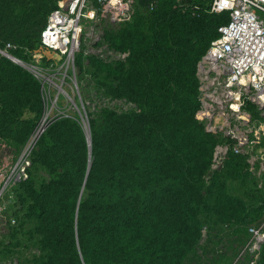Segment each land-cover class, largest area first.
Listing matches in <instances>:
<instances>
[{
	"label": "trees",
	"instance_id": "obj_1",
	"mask_svg": "<svg viewBox=\"0 0 264 264\" xmlns=\"http://www.w3.org/2000/svg\"><path fill=\"white\" fill-rule=\"evenodd\" d=\"M57 1L0 0V47L16 43V55L35 47ZM132 1L130 19L104 29L111 47L127 51L125 60L88 56L78 75L84 101L95 103L86 110L90 145L77 118H57L39 136L29 175L15 188L17 223L0 243V258L187 264L204 228L247 236L250 214H264V200L230 190L236 178L258 185L242 155L229 152L209 171L217 137L195 117L196 61L228 12L211 11L209 0ZM76 62L81 70V54ZM97 98L129 106L97 105ZM41 112L39 82L0 54V137L17 151ZM21 248L35 250L25 256ZM256 264H264V240Z\"/></svg>",
	"mask_w": 264,
	"mask_h": 264
},
{
	"label": "built area",
	"instance_id": "obj_2",
	"mask_svg": "<svg viewBox=\"0 0 264 264\" xmlns=\"http://www.w3.org/2000/svg\"><path fill=\"white\" fill-rule=\"evenodd\" d=\"M208 6L229 14L195 66V117L217 137L209 171L220 169L229 152L237 153L259 185L264 180V0H209ZM132 11V0H58L35 47H23L21 55L12 52L18 45L11 41L0 47V54L39 82L42 100V112L20 149L8 151L9 145L0 137V243L7 241L10 227L17 223L15 188L29 175L39 136L57 118L88 121L85 103L89 101L83 99V80L78 78L88 65V56L107 61L126 58L127 51L107 42L103 21L119 24L129 20ZM79 54L81 70L76 62ZM248 230L247 249L258 257L264 218ZM17 263L16 254L0 258V264Z\"/></svg>",
	"mask_w": 264,
	"mask_h": 264
},
{
	"label": "rangeland",
	"instance_id": "obj_3",
	"mask_svg": "<svg viewBox=\"0 0 264 264\" xmlns=\"http://www.w3.org/2000/svg\"><path fill=\"white\" fill-rule=\"evenodd\" d=\"M104 28L110 26L106 21H103ZM90 73L87 72V75L84 73L85 77H89ZM81 86V84H80ZM81 89V87H80ZM82 93V92H81ZM97 105L99 104H108L117 110L126 108L129 106V103L123 100L118 101H108L104 99H96ZM95 107V103H85V109L89 111ZM26 116H30L31 113L26 112ZM83 128H88V121L86 119L82 122ZM13 147L8 146V151H12ZM7 151V152H8ZM8 158L10 156L8 155ZM33 171L39 177L45 178L47 174L37 168H33ZM253 175V174H252ZM254 178H258L253 175ZM252 179L248 180L247 178H236L230 182V190L233 193L240 194L246 199L250 200H264V180L261 184L254 186ZM264 218L262 213L260 216L255 217L253 213L247 218V229L249 226L258 225L260 221ZM218 234L213 232L208 234L206 228L203 229V234L198 242L197 248L194 253L188 259L187 264H256L257 258L256 252L249 251L247 249V243L250 238L249 230L247 236H242L241 233H234L231 229L225 228L217 230ZM219 237L221 239L219 240ZM245 239V241H244ZM244 241V242H243ZM30 249V248H29ZM22 249V254L28 256L33 248Z\"/></svg>",
	"mask_w": 264,
	"mask_h": 264
},
{
	"label": "water",
	"instance_id": "obj_4",
	"mask_svg": "<svg viewBox=\"0 0 264 264\" xmlns=\"http://www.w3.org/2000/svg\"><path fill=\"white\" fill-rule=\"evenodd\" d=\"M84 132L87 136L88 144L90 145L89 128H88V134H87V129H84Z\"/></svg>",
	"mask_w": 264,
	"mask_h": 264
},
{
	"label": "bare ground",
	"instance_id": "obj_5",
	"mask_svg": "<svg viewBox=\"0 0 264 264\" xmlns=\"http://www.w3.org/2000/svg\"><path fill=\"white\" fill-rule=\"evenodd\" d=\"M87 134H88V128H87Z\"/></svg>",
	"mask_w": 264,
	"mask_h": 264
}]
</instances>
